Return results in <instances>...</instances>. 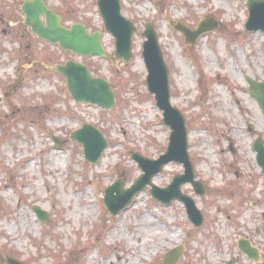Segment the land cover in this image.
<instances>
[{
  "label": "rangeland",
  "instance_id": "374dc122",
  "mask_svg": "<svg viewBox=\"0 0 264 264\" xmlns=\"http://www.w3.org/2000/svg\"><path fill=\"white\" fill-rule=\"evenodd\" d=\"M25 1L32 0H0V254L25 264H163L181 247L178 264H264V172L253 150L264 142V113L247 83H264V32L246 30L247 0H123L124 16L137 26L128 63L116 60L98 0L42 1L65 26L102 31L101 58L36 37L24 23ZM211 17L218 29L194 45L172 26L197 30ZM147 23L157 31L171 102L187 120L188 153L206 191L182 188L204 216L198 229L182 202L162 205L149 187L117 216L104 207L107 187L123 180L128 190L140 178L132 152L158 159L170 144L172 131L146 85ZM68 60L109 81L112 110L75 102L54 71ZM84 124L108 141L95 164L71 136ZM183 174L173 162L153 182L163 189ZM35 206L48 213L46 222ZM244 240L259 251L258 261L239 250Z\"/></svg>",
  "mask_w": 264,
  "mask_h": 264
},
{
  "label": "water",
  "instance_id": "95a60500",
  "mask_svg": "<svg viewBox=\"0 0 264 264\" xmlns=\"http://www.w3.org/2000/svg\"><path fill=\"white\" fill-rule=\"evenodd\" d=\"M123 0H98V9L105 25V31L113 35L115 39V56L117 61L128 63L132 58V42L137 31L134 22L127 19L122 10ZM137 2L140 0H130ZM249 18L245 24L248 32H264V0H247ZM26 16L25 25L29 26L39 39L46 40L52 45H59L65 52L72 51L77 56L85 58L106 57V50L102 42V31L91 33L83 23L77 22L71 27L62 24L63 19L57 13L51 11L42 0L26 1L22 7ZM174 30H179L185 36L188 45H194L202 34L210 33L218 29V22L214 17L203 20L197 30L178 23H172ZM143 46L144 65L148 71L147 88L156 98L158 109L163 111L164 124L172 131L169 146L165 153L158 159H148L141 154L132 152V158L142 170L140 178L134 182L130 189L123 188L124 181L107 187L103 199L105 208L112 215L117 216L121 210L126 209L133 199L142 191L150 187V193L156 201L163 205H170L179 200L187 209L188 217L195 225L201 228L204 224V216L196 206L195 200L185 195L182 191L185 184H191L195 193L204 196L206 191L203 183L196 179L195 167L188 153V131L187 120L184 114L172 105L171 87L168 65L164 53L158 41L157 31L152 23L145 25ZM56 72L61 73L67 80L68 91L77 103L96 104L110 111L115 106V93L108 80L95 77L82 63L68 60L64 65H57ZM250 84V95H252L264 113V83H256L248 78ZM0 98V104L2 103ZM72 139L84 148V157L91 164L97 163L105 150L109 147L107 139L94 125L84 124L81 129L74 131ZM58 143V141L55 139ZM257 153V161L262 172H264V142L257 140L253 145ZM179 163L184 166V174L178 175L166 188L157 187L153 179L162 173L170 163ZM40 220L46 222L49 215L39 207L33 208ZM240 251L246 253L254 262L259 259V251L252 247L248 240L241 241ZM183 256L182 248H177L166 253L163 264H178ZM0 261L4 264H25L13 258H4L0 254Z\"/></svg>",
  "mask_w": 264,
  "mask_h": 264
}]
</instances>
